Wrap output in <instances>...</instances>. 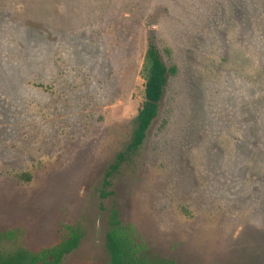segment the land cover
<instances>
[{
	"label": "rangeland",
	"instance_id": "374dc122",
	"mask_svg": "<svg viewBox=\"0 0 264 264\" xmlns=\"http://www.w3.org/2000/svg\"><path fill=\"white\" fill-rule=\"evenodd\" d=\"M151 42L177 71L106 186ZM113 210L147 260L264 264V0H0V245L110 264Z\"/></svg>",
	"mask_w": 264,
	"mask_h": 264
},
{
	"label": "trees",
	"instance_id": "16d2710c",
	"mask_svg": "<svg viewBox=\"0 0 264 264\" xmlns=\"http://www.w3.org/2000/svg\"><path fill=\"white\" fill-rule=\"evenodd\" d=\"M144 98L134 119V128L128 145L117 153L105 176V185H111L109 177L119 171L122 164L133 160L144 144L148 131L157 118L160 104L164 97L165 87L170 74H175L176 66L168 67L164 62L161 51L155 43H150L143 65ZM117 210L111 216L112 227L107 232V247L110 264H178L168 258L146 259L140 257L130 238L119 228ZM82 238L78 229H69L62 240L52 248L32 252L22 247H6L0 245V264H61L63 259L73 252Z\"/></svg>",
	"mask_w": 264,
	"mask_h": 264
}]
</instances>
